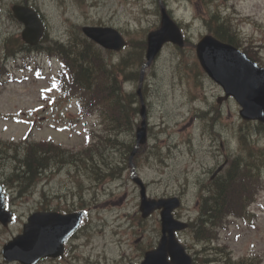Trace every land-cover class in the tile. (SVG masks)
<instances>
[{
	"label": "rangeland",
	"instance_id": "rangeland-1",
	"mask_svg": "<svg viewBox=\"0 0 264 264\" xmlns=\"http://www.w3.org/2000/svg\"><path fill=\"white\" fill-rule=\"evenodd\" d=\"M15 1L0 0V65L17 71L16 60H10L9 63L4 57L6 38H15L21 32L20 27L15 26L9 16L10 7ZM33 3L42 13L47 38L53 40H65L75 31V27L107 26L118 29L127 40L142 39L141 42L145 44L147 34L159 26L157 0H33ZM162 3L166 9L171 10L170 14L174 18L180 20L184 38L189 43L183 48L164 46L159 57L145 72L144 98L147 124L150 128L147 149L151 150L154 145L153 151L157 154H153V151L146 152L145 149L137 158V171L147 183L150 196L162 198L165 195L171 197L179 194L182 206L177 214L185 220L189 216H195L198 210V180L203 178L207 184L214 170L212 168L222 161V156L228 154L236 157L241 153L245 156L239 150L241 136L253 138V145H264V125L258 130L256 124L241 122L238 116L239 106L232 99L217 102L222 91L199 68L194 45L201 35L207 33L204 19L209 16V9H214L218 4L224 14L231 16L233 24L242 32L245 40L256 43L258 47L254 50L264 62V50L261 47L264 45V0H213L209 5L183 3L178 0H162ZM12 47H17V44L13 43ZM144 51L145 49L142 51L143 55ZM134 56L135 52L130 55L131 62L128 65L123 64L122 68L127 74L130 70L139 72L141 63L132 62ZM47 57L32 56L34 61L27 62L32 68L36 64L39 71L22 70L17 73V77H24V81L6 83L1 87L0 114L15 115L19 119L35 122L30 136L32 141L46 137H39L41 130H51L55 143L64 148L53 145L46 147L50 161L38 183L28 184L27 177H20L21 188H33L27 195L18 198V194L8 186L11 207L18 220L10 226L9 232L0 231V250L3 244L18 234L26 216L41 211L46 203L48 204L44 208L50 210L58 207L65 209L76 204L89 207L88 237L72 243L76 250L73 254L66 255L61 262L42 264L138 263L142 249L147 250L156 245L158 217L140 220L138 193L132 183L126 181V175L115 182L101 181L91 178L83 166L74 168L70 158L61 161L56 157L66 150L77 152L83 148L88 149L93 144L95 147L90 148L91 152H99L101 149L106 160L119 159V154L110 151V145L106 146L107 149L97 146L99 138L95 135H104L103 132L95 133V130L102 129L97 124L102 120L101 117L94 118L97 114L86 115L77 121L78 102L60 100L58 93L55 96L54 92H47L50 74L55 71V65L52 66ZM118 57L117 55L116 58ZM17 60L22 63L21 59ZM114 61L117 65V60ZM131 74L133 77L130 83L123 85L121 82L125 79H119L113 87L118 86L123 94L130 89L129 85L135 89L138 83L134 73ZM44 92H47V99L43 101L41 96ZM39 106L43 109L32 111ZM96 110L107 111L104 107H94L92 111ZM204 112L207 113L202 115ZM215 113L217 117L211 120L210 117L215 116ZM137 122H140L139 117ZM16 123L18 125L0 121V183L3 181L1 177L4 174L8 176L10 170L16 171L19 168V173L25 171L21 166L25 158L24 149L16 145L26 136V125L18 121ZM5 125H8L7 131H4ZM121 141L122 138L118 142ZM41 154L42 152H38V156ZM245 160L256 166L264 165V154L257 153L251 158L246 155ZM45 162L42 160L34 170L29 171L33 172L31 178L35 176L36 170L46 166ZM60 165L65 167L56 172ZM92 171L93 167H90L89 173ZM262 178L264 179V172L254 195L249 198L251 211L256 212V217L248 224L235 220L236 223L219 232L218 243L225 244L235 258L259 255L264 264V190H258L264 189V185L260 184ZM183 190L186 191L183 193ZM72 193L75 195L74 199L71 198ZM181 239L190 252L201 249V245L196 243L188 231L182 233ZM196 255L199 258L198 264H202L200 252Z\"/></svg>",
	"mask_w": 264,
	"mask_h": 264
},
{
	"label": "water",
	"instance_id": "water-1",
	"mask_svg": "<svg viewBox=\"0 0 264 264\" xmlns=\"http://www.w3.org/2000/svg\"><path fill=\"white\" fill-rule=\"evenodd\" d=\"M14 16L22 21L26 28L23 32V38L33 44L36 42L38 37L41 35V28L36 16L28 11L27 9L14 8ZM83 33L96 42L100 46L110 50H118L124 42L120 35L111 28H94L87 27L83 28ZM166 42L182 46L183 42L178 28L168 19L165 12L162 11L161 25L160 28L154 32L149 33L147 37V52H146V63L143 64L142 69L149 65L156 54L161 49L162 45ZM196 53L199 62L203 70L207 75L213 79L216 83L222 86L226 97L231 95L241 106L239 111L240 117L245 121H264V71L252 68L247 63L244 55L239 53L234 48L223 45L215 41L211 37H204L196 46ZM143 113V111H142ZM144 124L142 128L136 132V147L130 156L133 157L135 150L139 144H143L145 141V130ZM133 169V166H132ZM136 183H139L137 179L133 177ZM142 202L145 201L144 188L141 190ZM177 206L176 202H158L152 203L150 209H159L163 207L161 212V226H162V238L157 249L151 253H148L145 257V261L142 264H191V260L184 254L183 248L177 243L174 238V230L178 229L171 216V211ZM2 206H0L1 212ZM8 215V214H7ZM42 219H36V217L30 218L28 228L31 232L32 225L35 227V237L33 241L41 239L43 243L53 242L56 237L51 235L55 227L62 225L64 221L74 222V216L62 217L55 214H47L41 216ZM2 216H0V219ZM67 218V219H66ZM1 220L5 225L9 220L8 216ZM46 228V229H45ZM47 231V235H45ZM43 236H38L39 233ZM167 236L165 237V234ZM45 235V236H44ZM27 238L18 237L12 244V248L17 246L22 247L23 241L19 243V240H26ZM17 247L15 249H17ZM27 247L20 250L17 254L3 253V256L8 260L12 257H24ZM58 254V252H56ZM36 255V256H35ZM33 258L27 259L26 263L32 264L37 259L45 256V251L35 253ZM169 256L170 262L166 260V256ZM23 261V260H22Z\"/></svg>",
	"mask_w": 264,
	"mask_h": 264
},
{
	"label": "trees",
	"instance_id": "trees-1",
	"mask_svg": "<svg viewBox=\"0 0 264 264\" xmlns=\"http://www.w3.org/2000/svg\"><path fill=\"white\" fill-rule=\"evenodd\" d=\"M214 35L220 38L223 41H227L233 45L238 46V41L236 37H230L225 32V28L221 23L218 24L217 30L214 31ZM129 51L128 53L133 54L135 52V57L133 61L139 64L142 61L143 54L142 51L145 49L144 42L133 40L128 43ZM93 44L82 38L79 31H74L71 34V39L69 44L66 46L58 45L54 43V49L56 52H61L66 61L71 64L72 70L68 74V80L62 81V87L67 94L70 95H81L85 99L84 107L82 112L84 115L91 113L94 107L101 108L104 106L107 112H104V115L108 117L109 129L105 130L103 137L99 136V142L97 146L103 147L105 149L107 145H110V149L118 151L119 159L123 160L125 148L123 151V143L118 142L120 139L121 129L127 128V132L131 130V116L134 115L135 109L131 105L134 94H123L121 89L117 86L113 87L116 84V74L123 73L115 70L111 72H105V65L102 62V55L98 53V49L93 48ZM130 56V55H129ZM127 58V56L125 57ZM128 59V58H127ZM129 61V60H128ZM127 60H122L119 66L123 67V64ZM128 65V64H127ZM120 67V68H122ZM119 68V67H118ZM125 75V74H124ZM132 77L130 73L126 75L125 78ZM102 78V81L100 79ZM112 78L111 85L107 83L109 79ZM100 111V110H98ZM102 115V114H101ZM103 115V116H104ZM104 116V117H105ZM94 159H101L100 162L108 168L111 175L117 173L118 162L114 161V167L112 162L105 163L103 159V153H99L98 150H95ZM91 159V154H88ZM37 163L42 162L40 159ZM96 162V161H95ZM35 163L28 161L26 163V170L23 172L25 177H30L33 172H29L35 169ZM100 170H104L103 167H100ZM39 170H36L34 173H39ZM233 172L237 174L239 171L237 167L233 168ZM230 185L228 187L223 186V183H220L216 187L215 197L221 195L222 200L217 201L215 204H210L209 207H206V210L200 211V217L196 227V240L198 242H206L210 244L212 242L215 230L219 227L218 223L223 221L226 216L230 213L238 214L240 210H230L229 205L231 202L228 199V193L230 192ZM234 194V193H232ZM210 203H213L210 202ZM224 248H215L213 253H207L204 255L202 264L209 263L213 261H221L222 253ZM221 264H256L255 260H242L239 262H231L229 254L226 255V258L221 261Z\"/></svg>",
	"mask_w": 264,
	"mask_h": 264
},
{
	"label": "bare ground",
	"instance_id": "bare-ground-1",
	"mask_svg": "<svg viewBox=\"0 0 264 264\" xmlns=\"http://www.w3.org/2000/svg\"><path fill=\"white\" fill-rule=\"evenodd\" d=\"M224 185H225V184H224ZM224 185H223V186H224ZM207 206H208V205H207Z\"/></svg>",
	"mask_w": 264,
	"mask_h": 264
}]
</instances>
